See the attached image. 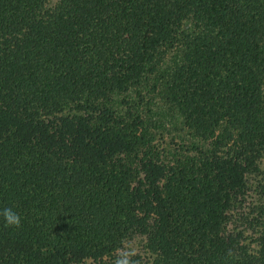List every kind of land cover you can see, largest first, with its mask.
<instances>
[{"label": "trees", "instance_id": "1", "mask_svg": "<svg viewBox=\"0 0 264 264\" xmlns=\"http://www.w3.org/2000/svg\"><path fill=\"white\" fill-rule=\"evenodd\" d=\"M6 207L0 264H264V0H0Z\"/></svg>", "mask_w": 264, "mask_h": 264}, {"label": "clouds", "instance_id": "2", "mask_svg": "<svg viewBox=\"0 0 264 264\" xmlns=\"http://www.w3.org/2000/svg\"><path fill=\"white\" fill-rule=\"evenodd\" d=\"M0 217L3 219V224L5 228H20L21 227V216L15 212L12 208L0 209ZM135 252L131 249L125 250L121 249L116 255L113 264H138L136 260L133 259Z\"/></svg>", "mask_w": 264, "mask_h": 264}, {"label": "rangeland", "instance_id": "3", "mask_svg": "<svg viewBox=\"0 0 264 264\" xmlns=\"http://www.w3.org/2000/svg\"><path fill=\"white\" fill-rule=\"evenodd\" d=\"M157 133L158 137V145L160 143L162 145H167L169 144V148L172 149L174 147V144H177L180 141H183L186 139L184 133L182 131H179L177 129H174L171 124L169 123H164L162 124L159 128L153 129Z\"/></svg>", "mask_w": 264, "mask_h": 264}]
</instances>
